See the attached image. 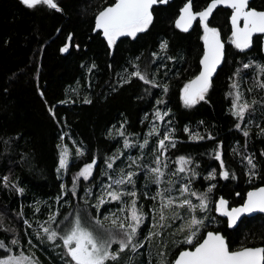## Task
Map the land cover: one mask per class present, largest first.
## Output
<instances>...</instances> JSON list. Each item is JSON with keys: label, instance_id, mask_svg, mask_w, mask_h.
Segmentation results:
<instances>
[{"label": "trees", "instance_id": "1", "mask_svg": "<svg viewBox=\"0 0 264 264\" xmlns=\"http://www.w3.org/2000/svg\"><path fill=\"white\" fill-rule=\"evenodd\" d=\"M113 1L56 0L61 9L57 11L44 4L29 8L20 0H0V241L6 245L0 248V258L11 248L12 254L28 255L39 264L70 263L61 240L48 241L41 227L63 234L77 217L83 226L94 224L96 228L102 217L122 221L132 197L111 200L106 195L122 190L137 193V207L144 213L135 237L139 247L135 251L129 247L118 260L106 264H170L180 249L191 248L206 230L219 231L230 250L264 246L263 216L243 218L229 228L213 211L214 201L221 197L228 206L237 205L246 190L264 184V88L258 87L264 83V73L256 67L264 65L260 36H253L251 46L241 51L231 43L230 10L214 9L208 23L220 33L224 58L205 99L188 107L181 89L198 71L204 30L198 20L188 31L174 26L185 0L152 7L153 19L145 31L135 37L119 36L110 47L100 32L91 34V29L97 12ZM208 1L192 0V10ZM248 7L263 9L264 0H251ZM69 33L71 45L61 54ZM162 42H167L166 49H161ZM245 64L251 66L244 68ZM136 71L154 83L132 76ZM233 83L238 89H233ZM237 90L240 103L251 105L243 119L232 114ZM157 110L167 115L156 119ZM153 126L158 131L149 135ZM165 132L173 136L175 147L168 146L161 155L158 141ZM197 133L204 139L189 138ZM125 138L131 144L128 148ZM145 139L148 144L141 148ZM64 146L68 165L58 171ZM77 148L83 155L76 154ZM217 151L229 173L226 179L219 175ZM157 156L164 173L159 184L150 171L157 167ZM180 156L191 158L190 171L172 178ZM93 158L92 175L88 180L80 177L74 184L73 178ZM247 158L256 165L255 176L250 177ZM107 163L113 167L109 169ZM213 169L215 177L206 179ZM129 171L135 173L134 184L113 183ZM163 181L171 189L165 195L175 203L164 209L170 216L161 226L157 193L166 189ZM180 181L189 185L186 195L193 205L198 203L191 192L199 199V194L215 185L207 193V209L191 212L202 216L204 223L190 244L184 242L189 230L181 231L180 217L172 216L176 209L183 212L186 208L177 207L184 197L179 195ZM101 197L103 204L99 203ZM205 214L213 216L214 222L204 219ZM109 231L114 233V229ZM13 239L18 243L12 244ZM116 248L113 244L111 251Z\"/></svg>", "mask_w": 264, "mask_h": 264}, {"label": "snow or ice", "instance_id": "2", "mask_svg": "<svg viewBox=\"0 0 264 264\" xmlns=\"http://www.w3.org/2000/svg\"><path fill=\"white\" fill-rule=\"evenodd\" d=\"M158 0H116L112 6L104 8L96 15V29H102L104 37L107 39L109 46L111 47L116 38L119 36H132L135 37L137 33L145 31L152 22L151 8L156 4ZM160 3H166L167 0H159ZM249 0H211L207 7L199 12L192 11V0H188L184 7L181 9V15L176 21V26L183 31H188L192 26V22L199 18L204 35L202 39L205 44V52L200 63L202 69L193 80L185 84L182 89V99L185 106L191 107L205 99V94L211 87V77L216 71L217 66L224 58V45L220 41V33L216 28L209 27V17L212 15L214 9L218 5H225L232 9L231 24H232V39L231 43L236 48L243 51L251 46L252 36L255 33H264V11H257L255 9L248 8ZM22 3L29 8L35 7L39 4L47 5L48 7L60 11L56 0H22ZM243 21V27L240 26V22ZM71 34L68 40L71 41ZM69 45L66 44L61 48L62 52L68 50ZM161 49L167 48V42H162ZM250 64L243 65L244 68L250 67ZM257 69L264 73V65H257ZM132 76L138 77L145 83H154L150 81L146 75L141 74L140 71L133 72ZM128 82V81H125ZM233 89H238V84L233 83ZM258 87L264 88V83H259ZM165 91L167 88L165 87ZM241 93L237 90L232 101V114L234 116L243 119L246 111L251 107L247 103H240ZM85 103L90 101L85 100ZM163 103V101H158ZM51 111V109H49ZM167 115V112L161 114L159 110L156 111V119H163ZM123 127V125L121 126ZM239 128L240 125H237ZM158 129L153 126L149 135L157 133ZM174 132V129L171 130ZM185 132L189 129L185 128ZM248 132L245 131L244 135L248 136ZM120 135H124L123 132ZM190 139H204L203 136L197 134H191ZM211 138V137H209ZM63 139V138H62ZM168 142L166 145L165 142ZM148 144V140L145 139L144 143L140 145L143 148ZM125 148L131 146L130 141L125 138ZM168 146L175 147V140L170 132H165L163 138L158 141V150H161L160 154H163L162 150H166ZM76 154L83 155V150L77 148ZM216 159L220 160L221 171L219 175L223 178H227L229 173L224 170L225 165L221 158V153L217 151L215 153ZM113 160L116 157L112 158ZM248 159V164L251 169H255L256 165L251 158ZM180 167L177 169L176 175L185 171V165L190 164L191 158L180 156L176 161ZM96 164L95 158L91 163L85 164L83 168L73 178V183L82 177L84 180H88L92 175V170ZM157 167L152 168L150 171L155 174L156 183H160V178L164 175L161 170L160 157H156ZM68 165V150L64 146L60 152L59 169H64ZM107 167L111 169L112 163H107ZM167 167V165H165ZM123 171V170H122ZM135 173L129 171L126 175H122L121 178L114 180L113 183L117 186L124 184H134L133 176ZM194 176L195 173L193 172ZM216 175V170L213 169L209 173L206 179H213ZM256 173L250 170V177L255 176ZM7 181L8 177H4ZM171 183V181L169 182ZM64 187L63 185L61 186ZM111 188L112 185H108ZM215 185H211L206 193L199 194L198 198L200 203L193 205L191 200H180L177 207L187 206L190 212H194L197 208L204 211L208 207L207 193H210ZM18 192H23V189L17 188ZM170 189L159 191L157 196L161 198V209L159 214V221L163 223L166 217L164 209L170 208L175 199L166 196L165 193ZM189 192V185H185L181 188V193ZM107 197L111 200H121L122 196L132 197L130 204L126 206L127 222L112 220L114 227L118 229L116 233L107 232L106 234H98L94 231H90L88 228L82 226L81 218L77 217L72 223L71 227L66 229L63 234L51 227H44L43 232L47 234L48 241H56L59 238L62 241L63 247L66 249L67 255L71 257L74 264H106L108 261H116L119 259L121 252L125 251L129 247L135 251L139 244L135 243V237L137 235L140 225L144 222V213L142 208L137 207L138 196L135 191H107ZM191 195L197 196L196 192H191ZM155 199V197H153ZM104 198L101 197L99 203L103 204ZM122 212L125 209H121ZM216 211L221 215L228 218L229 227H233L237 224V221L243 214H250L254 212L264 213V187L257 188L247 193V199L244 204L239 207L229 208L228 201L221 197L216 201ZM50 220H55V216H50ZM107 219V218H106ZM27 224L28 222L25 221ZM204 221L196 218L195 215L182 226L181 231L185 228L189 230L190 235L186 237L187 243H192V239L199 231V228L203 225ZM12 244L18 243L13 239ZM113 244H118L117 251H111ZM6 245L3 241H0V248H5ZM8 252H11V248H8ZM28 260V264H39L38 261L31 258H25ZM0 264H22L21 257L8 255L0 258ZM175 264H264V247H242L238 250L232 251L229 249V245L226 242L224 236L219 232H208L205 239L194 251H182L179 257L175 261Z\"/></svg>", "mask_w": 264, "mask_h": 264}, {"label": "water", "instance_id": "3", "mask_svg": "<svg viewBox=\"0 0 264 264\" xmlns=\"http://www.w3.org/2000/svg\"><path fill=\"white\" fill-rule=\"evenodd\" d=\"M20 1L22 2V0H20ZM169 1H171V0H167V2H169ZM250 1H251V0H249V2H250ZM115 2H116V0H114L110 5H107V6L103 7L102 9H100V11H102V10H103L104 8H106V7L112 6L113 4H115ZM167 2H166V3H167ZM187 2H188V0H185V1L183 2V4L179 7V9H178V13H177V15H176V17H175V19H174V21H173L174 26H175L177 29H179V30H181V28H178V27L176 26V21H177V19H178V18L180 17V15H181V9L184 7L185 3H187ZM210 2H211V0H209V1L206 3V5H205L204 7H202L201 9H199V10H197V11H193V10H192V11H193V12H199V11L205 9V8L207 7V5H208ZM249 2H248V3H249ZM164 4H165V3H160L159 0H158V2H157L156 4H154L152 7L157 6V5H164ZM217 7H222V8L230 9V13H229V16H228V23H229L230 34H231V38H232V24H231V19H230V18H231V15H232V9L229 8V7H227V6H225V5H223V4L218 5ZM217 7H216V8H217ZM248 8H250V9H254V8H251V7H248ZM255 10H256V9H255ZM100 11H98L97 14H98ZM257 11H264V8H263V9H260V10H257ZM97 14H96V15H97ZM96 15H95V17H94V19H93V24H92L91 34H94L95 32H100V33H101V36L104 37L102 29H96ZM209 18H210V17H209ZM196 20H199V18H197ZM196 20H194V21H196ZM194 21L192 22V25H193ZM240 26L243 27V21L240 22ZM190 28H191V27H190ZM190 28H189V29H190ZM189 29H188V30H189ZM69 35H70V33L68 34V37H69ZM203 35H204V34H203ZM254 35H259V36H260V52H261V54L264 56V33H255V34H253V36H254ZM253 36H252V37H253ZM68 37L66 38L64 44L60 47V52H61V54H65V53L69 50V47H70V41L68 40ZM104 38H105V37H104ZM105 40L107 41L106 38H105ZM220 41H221V39H220ZM221 43H222V41H221ZM66 44L69 45L68 50L65 51V52H62V51H61V48L64 47ZM222 44H223V43H222ZM75 47H76V46H75ZM204 52H205V44H204V40L202 39V40H201V54H200V56H199V62H198V66H199V67H198V71H197V72H196V73H195V74H194V75H193V76L187 81V83H188L189 81L193 80L197 75H199V73H200V71H201V69H202V65H201L200 61H201L202 57L204 56ZM222 60H223V59H222ZM221 63H222V61H221ZM221 63L217 66L216 71H217V69L220 67ZM216 71L213 73L211 79H212L213 76L215 75ZM187 83H186V84H187ZM181 96H182V92H181ZM261 187H264V185H260V186H257V187L250 188V189L246 190V192L244 193V197H243L242 202L239 203V204H237V205L231 206V207H229V208H232V207H239V206L243 205L244 202H245V200L247 199V193H248L249 191H253V190H255V189H257V188H261ZM256 214L264 215V213H261V212H254V213H250V214H243V215L239 218V220L242 219L243 217L254 216V215H256ZM221 216L225 219V221H226V223H227V225H228V218H227L226 216H223V215H221ZM239 220H238V221H239ZM238 221H237V223H238ZM208 232H219V231L206 230V231L204 232L202 238H201L197 243H195L191 248H182V249H180V250L176 253V255L174 256V258H173V260L171 261L170 264H175V261H176L177 258L179 257L180 252H182V251H194V250H195V247H197L200 243L203 242V240L205 239V237H206V235H207ZM219 233H220V232H219ZM220 234H221V233H220ZM221 235H222V234H221ZM222 236H223V235H222ZM239 249H240V248H239ZM236 250H238V249H236ZM232 251H235V250H232Z\"/></svg>", "mask_w": 264, "mask_h": 264}, {"label": "rangeland", "instance_id": "4", "mask_svg": "<svg viewBox=\"0 0 264 264\" xmlns=\"http://www.w3.org/2000/svg\"><path fill=\"white\" fill-rule=\"evenodd\" d=\"M234 45V44H233ZM235 46V45H234ZM183 89V88H182ZM182 89H181V92H182ZM62 150V149H61ZM61 150H60V152H61ZM60 152H59V160H60ZM177 161V160H176ZM246 164V167H247V170L249 171V169H251V167H249L248 165H247V163H245ZM58 166H59V161H58ZM159 166L161 167V164H159ZM178 167H180V165L176 162L175 163V172L177 173V169H178ZM252 171H254V169H251ZM190 170H189V168H188V165H185V171L184 172H180V173H178V174H176V175H172V178H175V177H179V176H181V175H183L184 173H187V172H189ZM174 174V173H173ZM163 183L166 185V189H170V186H169V184H168V181H163ZM179 186H178V188L180 189V193H179V195L181 194L182 196H184V197H182L180 200H183V199H188L189 200V197L186 195V192H184L183 194L181 193V188L183 187V186H185L186 184L183 182V181H180L179 182ZM157 190V189H156ZM166 193H170L171 194V189H170V191L169 192H166ZM187 196V197H186ZM194 198H196V201H195V203H200V201H199V199H197V197L196 196H194ZM161 200V199H160ZM216 201H218V200H216ZM216 201H214V204H213V206H214V213L215 214H219V212H217L216 211ZM160 204H161V202H160ZM192 204H193V202H192ZM186 208H187V206H185ZM186 208H184V211L182 212L180 209H176L175 210V212L173 213V217H177V216H179L180 217V220H181V222H182V224L183 225H185V223H186V221H188L187 219H190V217H191V215L193 216V215H195L196 216V218L197 219H202V216H199L197 213L196 214H194V213H191V212H189V210H188V208L186 209ZM189 212V213H188ZM204 212V211H203ZM160 213H158V215H159ZM164 214H166V213H164ZM200 214V213H199ZM126 215V214H125ZM170 216V213H167V215H165V217H166V219H165V221H163V223H160V221H159V217H158V224L159 225H161V226H164L165 224H166V222H167V218ZM103 218V217H102ZM102 218H100V220H102V221H99L98 223H97V226H99L98 228H96L95 227V225L94 224H92V226H84V227H86V228H88L90 231H94L95 233H98V234H106L107 232H109V230L110 229H114V233H116L117 231H118V229L116 228V227H114L113 226V224H112V220L113 219H116L115 218V216L114 217H112V218H107L106 219V221H104ZM204 219H208V220H210V221H212V222H214V217L213 216H210V215H206L205 214V217H204ZM76 220V219H75ZM74 220V221H75ZM116 220H118V219H116ZM119 221V220H118ZM122 221H124V222H127V217L124 219V220H122ZM82 222V221H81ZM152 223H154L153 221H151V225H152ZM82 224V223H81ZM157 224V223H156ZM157 224V225H158ZM82 226H83V224H82ZM45 226H42L41 227V232L42 233H44L43 232V228H44ZM69 227H71V226H69ZM68 227V228H69ZM109 228V229H106V228ZM67 228V229H68ZM111 232V231H110ZM37 233H39V232H37ZM46 234V233H45ZM190 235V232H187L186 233V237L187 236H189ZM46 236H47V234H46ZM150 236H153V233L150 235ZM193 240L194 239H192V242H193ZM62 242V241H61ZM185 244H190V243H187L186 242V238H185ZM63 246V245H62ZM118 248H119V245L117 244V248H116V251L118 250ZM186 248H188V247H186ZM63 249H64V252L67 254V252H66V249L63 247ZM115 252V251H114ZM8 255H12V256H18V257H21V259H22V264H28V260L27 259H25V258H31L30 256H28V255H23V254H12L11 252L10 253H8L6 256H8ZM69 258H70V260H71V257L70 256H68ZM3 258V257H2ZM32 260H33V258H31ZM71 263H73L74 264V262L71 260V262L70 263H68V264H71Z\"/></svg>", "mask_w": 264, "mask_h": 264}, {"label": "flooded vegetation", "instance_id": "5", "mask_svg": "<svg viewBox=\"0 0 264 264\" xmlns=\"http://www.w3.org/2000/svg\"><path fill=\"white\" fill-rule=\"evenodd\" d=\"M229 10H230V9H229ZM229 13H230V12H229ZM198 21H199V20H198ZM194 22H195V21H194ZM203 34H204V33H203ZM230 35H231V34H230ZM254 36H255V35H254ZM258 36H259V35H258ZM220 39H221V38H220ZM231 39H232V38H231ZM262 185H264V184H262ZM259 186H260V185H259ZM256 187H257V186H256ZM252 188H254V187H252ZM233 206H234V205H233ZM229 207H231V206H229ZM217 215H219L220 217H222L220 213L217 214ZM256 215H261V214H256ZM254 216H255V215H254ZM261 216L264 217V215H261ZM249 217H253V216H249ZM249 217H243V218H249ZM222 218H223V217H222ZM243 218H242V219H243ZM240 220H241V219H240ZM240 220H239V221H240ZM239 221H238V223H239ZM238 223H237V224H238ZM226 224H227V223H226ZM237 224H236V225H237ZM236 225H235V226H236ZM227 226L229 227V225H227ZM235 226H233V227H235ZM233 227H229V228H233ZM245 247H264V246H263V245H260V244H255V245H250V246H245ZM241 248H242V247H241ZM238 249H239V248H238ZM234 250H236V249H234Z\"/></svg>", "mask_w": 264, "mask_h": 264}, {"label": "bare ground", "instance_id": "6", "mask_svg": "<svg viewBox=\"0 0 264 264\" xmlns=\"http://www.w3.org/2000/svg\"><path fill=\"white\" fill-rule=\"evenodd\" d=\"M222 41V40H221ZM222 43H223V41H222ZM70 45H71V43H70ZM223 45H224V43H223ZM223 61V60H222Z\"/></svg>", "mask_w": 264, "mask_h": 264}]
</instances>
